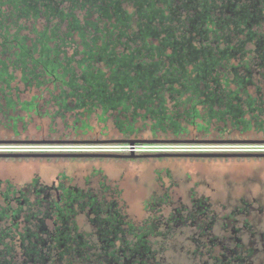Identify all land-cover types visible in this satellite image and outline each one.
I'll return each instance as SVG.
<instances>
[{
    "label": "trees",
    "instance_id": "trees-1",
    "mask_svg": "<svg viewBox=\"0 0 264 264\" xmlns=\"http://www.w3.org/2000/svg\"><path fill=\"white\" fill-rule=\"evenodd\" d=\"M28 90L35 92L23 98ZM49 114H74L83 127H92V116H114L124 139L145 138L144 130L186 139L191 126L204 135L214 127L221 138L264 132V0H0V124L7 120L19 134L20 120ZM63 189L61 201L46 194L45 211L26 215L36 230L23 233L24 264L34 257L47 264L55 245L85 257L86 241L71 224L74 202L99 204L96 196L84 202L81 189ZM3 195L0 220L17 227L22 203ZM53 208L56 230L45 222ZM115 210L98 217L96 232L106 238L96 256L106 250L124 261L134 250L148 253L151 230L141 231L145 244L131 254L112 246L115 235L128 240ZM8 229L0 228V264L11 263L4 258L10 249L1 247Z\"/></svg>",
    "mask_w": 264,
    "mask_h": 264
},
{
    "label": "rangeland",
    "instance_id": "rangeland-1",
    "mask_svg": "<svg viewBox=\"0 0 264 264\" xmlns=\"http://www.w3.org/2000/svg\"><path fill=\"white\" fill-rule=\"evenodd\" d=\"M34 92L35 90H28L23 98L31 97ZM43 109L53 111L54 107L49 105L48 109ZM76 119L74 114H68L65 118H53L50 114L31 115L18 122L19 134L7 120H3L0 124V140L64 139L98 142V139L124 137L115 124L114 116L107 122H99L92 116L89 120L92 127H83L82 121ZM142 124L140 121L137 126ZM144 131L143 136L140 134L139 137H154L150 130ZM218 132L213 127L209 134L204 135L191 126V135L186 139H222ZM225 135V138L234 139H264V132L253 129L246 132L235 130L226 132ZM155 138L171 136L158 134ZM54 185L59 186L61 195L65 193L63 187L81 189L88 194L84 202L96 196L99 208L85 205L81 209V201L74 202L77 214L73 216L71 224L77 226V232L86 241L81 248L83 253L87 251L85 258L82 260V256L75 257L72 250L62 253L63 248L55 245L50 249L51 256L47 264L114 262L115 259L108 256L106 250L102 256H96L99 252L104 253L106 238H101L96 231L98 217H105L115 209L121 215L125 223L123 225L131 223L139 232L151 230V249L156 251L161 264L214 262V257L221 256L223 249L220 243L212 244L211 238L226 235L245 219L250 225H255L260 233L264 231V157H0V205L5 204L3 194L9 191L15 199L19 198V201L11 200V204L19 206L22 203L23 208L17 227L13 226L11 218L0 220V228L11 230L10 236L1 244V247L10 249L4 257L10 259V264H24L23 261L29 258L20 245L26 229L30 227L36 230V226L25 217L40 209L45 211L46 204L49 205L44 200L45 195L50 192V200L58 196ZM27 198L29 202L23 203ZM196 198L205 199L210 212L218 221L200 218L193 222L188 217L187 209L194 207ZM182 209L186 210L183 212ZM238 209L243 211L234 214V210ZM50 214L45 222L50 230H56L60 224L56 208ZM207 225L209 228L206 230ZM203 229L206 230L205 233L201 231ZM135 239L136 237H128V240ZM242 239L247 241L248 234L244 233ZM114 244L117 248L121 247L120 239H114ZM45 251H49V247L42 249V252ZM34 258L28 264H39L35 263L38 257ZM263 262L264 255L256 253L249 257L246 264Z\"/></svg>",
    "mask_w": 264,
    "mask_h": 264
},
{
    "label": "flooded vegetation",
    "instance_id": "flooded-vegetation-1",
    "mask_svg": "<svg viewBox=\"0 0 264 264\" xmlns=\"http://www.w3.org/2000/svg\"><path fill=\"white\" fill-rule=\"evenodd\" d=\"M53 187L58 190V193H57L58 196L56 197L58 201H61L62 197H61L59 186L56 187V185H54ZM53 187H49V188H53ZM48 194L49 196L52 195L50 192ZM12 199L19 201V198H16V199L12 198ZM22 202L24 203L25 201L23 200ZM182 210L184 212V210L186 209H182ZM187 210H188V217L192 218L193 222H197L200 218L201 219L209 218L210 221L211 220L218 221L217 217L215 215H212V212H210V209L206 205L204 198L194 199V207L189 208ZM239 211H243V210L242 209L234 210L233 213L237 214ZM236 221L238 222L239 219H237ZM208 228H209V225H207L206 230ZM206 230L203 229L201 231L205 233ZM124 231L128 233V237L132 236V237H136V239L135 240H123L121 235L120 236L115 235V237H117V239H120L121 247H125L124 249L126 248L128 249L126 253L131 254L129 253V251H131L132 248H137L141 245L140 243L141 238L138 237L141 235V231L139 232L135 227H131L130 225L128 226L122 225L121 233ZM151 233H146L144 235V238H145L144 242L145 243L148 242V244L152 247V242L149 238ZM244 233L248 234L249 239L247 241L242 239V235ZM144 242H142L141 246L145 244ZM211 243L212 244L220 243L221 248L223 249L221 251L222 255L214 257L215 261L211 262L212 264H239V263L246 264V261L253 254L261 253L264 255V231L260 233L259 229L255 225H250L247 219L242 221V224H240V226H234L231 229V231L226 233V235L222 237L214 236L213 238H211ZM112 246L115 247V244L113 243ZM84 258L85 257L81 259L83 260ZM86 258L89 259L87 256ZM122 261H123L122 259H119L118 261H114L115 263L112 262L110 264H161L159 262L160 260L158 259L156 255V251L152 249H150L148 253L146 252L142 255L140 252H137L136 250H134L133 255H131L127 259H124L123 262ZM211 263H208L206 261L203 264H211Z\"/></svg>",
    "mask_w": 264,
    "mask_h": 264
},
{
    "label": "built area",
    "instance_id": "built-area-1",
    "mask_svg": "<svg viewBox=\"0 0 264 264\" xmlns=\"http://www.w3.org/2000/svg\"><path fill=\"white\" fill-rule=\"evenodd\" d=\"M160 153V152H264V141L257 142H6L0 153Z\"/></svg>",
    "mask_w": 264,
    "mask_h": 264
},
{
    "label": "water",
    "instance_id": "water-1",
    "mask_svg": "<svg viewBox=\"0 0 264 264\" xmlns=\"http://www.w3.org/2000/svg\"><path fill=\"white\" fill-rule=\"evenodd\" d=\"M6 142H64V139L56 140H0ZM102 142H257L264 141V139H234V138H218V139H178V138H129V139H98ZM0 157L4 158H21V157H76V158H144V157H264V152H160V153H93V152H81V153H0Z\"/></svg>",
    "mask_w": 264,
    "mask_h": 264
}]
</instances>
